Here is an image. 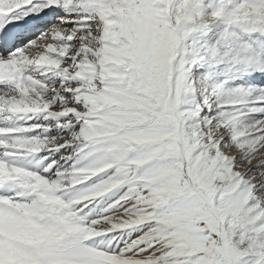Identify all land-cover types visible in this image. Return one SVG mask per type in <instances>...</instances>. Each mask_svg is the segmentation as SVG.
Listing matches in <instances>:
<instances>
[{
	"label": "snow or ice",
	"instance_id": "obj_1",
	"mask_svg": "<svg viewBox=\"0 0 264 264\" xmlns=\"http://www.w3.org/2000/svg\"><path fill=\"white\" fill-rule=\"evenodd\" d=\"M0 264H264V0H0Z\"/></svg>",
	"mask_w": 264,
	"mask_h": 264
}]
</instances>
